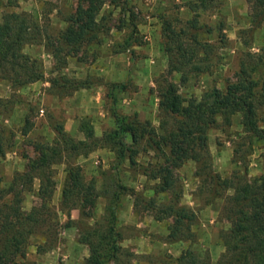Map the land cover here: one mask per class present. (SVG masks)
Returning a JSON list of instances; mask_svg holds the SVG:
<instances>
[{"label":"rangeland","instance_id":"374dc122","mask_svg":"<svg viewBox=\"0 0 264 264\" xmlns=\"http://www.w3.org/2000/svg\"><path fill=\"white\" fill-rule=\"evenodd\" d=\"M194 1L104 0L97 16L104 27L100 41L78 53L77 59L68 58L65 67L57 72L67 79L85 82L88 88L78 89L66 97H56L48 91L47 81L56 73L52 72L53 60L44 45L64 29V20L72 12L75 0H0V21L5 13H23L36 27L35 40L26 44L22 51L38 60L44 77L36 85H26L16 91L10 90L6 82H0V122L14 136L11 147L0 160V185L6 187L16 173L23 172L25 157L34 156L35 143L52 141L54 125H61L69 136L81 140L78 124L85 119L92 125L94 136L100 138L115 127L113 112H116L146 121L158 131L157 83L160 80L176 84L182 97L198 98L211 86L221 89L224 81L232 78L241 53L264 55V26H260L258 32L256 29L249 32L246 1L206 0L204 9L195 8ZM191 22L199 28L198 39L216 49L207 54L208 62L204 64L207 68L200 66L201 71L207 69L209 73L186 69L187 81L180 85L179 73L166 75L164 44L172 43L164 30L182 31L186 23ZM180 40L189 42L184 36ZM113 83L120 86L112 87ZM259 117V125L263 126L264 110ZM238 122V116L231 117L230 125L217 119V124L207 131L212 169L221 177H228L235 169L242 171L243 167L249 177L264 170L262 142L252 140L248 144ZM24 128L28 131L22 136ZM137 150L134 166L126 161L118 164L107 147H97L76 158L84 178L93 182L98 195L91 211L92 218L86 222L91 224L102 215L106 202L102 189L112 190L119 184L127 190L120 192L116 229L121 237L120 246L132 254V264H175L176 257L185 249L207 255L211 263L215 262L222 252L219 233L226 228L218 219L221 201L203 203L204 196H200L198 180L193 176L195 164L192 161H186L175 171L182 190L180 204L196 213V221L191 227L193 241L173 256L167 245L179 241L167 242L170 221L154 220L153 211L147 207V200L152 197L151 187L156 181L141 174V167L149 168L157 160L156 154L144 144ZM236 159L238 162L233 163ZM63 168L61 164L53 167L55 190L51 204L56 208L64 178ZM37 184L34 180L31 191L22 194L21 205L25 211L36 202L33 193ZM157 200L161 201L162 197ZM58 221L57 243L53 249L38 254L34 247L36 239H30L26 259L31 264H83L88 250L77 241L78 212L71 210L68 218L59 214ZM146 242L150 243V253H136L137 248L148 247Z\"/></svg>","mask_w":264,"mask_h":264},{"label":"trees","instance_id":"16d2710c","mask_svg":"<svg viewBox=\"0 0 264 264\" xmlns=\"http://www.w3.org/2000/svg\"><path fill=\"white\" fill-rule=\"evenodd\" d=\"M246 19L250 31L264 24V0H244ZM206 0H195L194 7L205 8ZM104 0H75L72 12L65 18V27L51 42L44 45L52 60L56 76L48 82V91L56 97L69 96L78 89H87L85 82L57 75L68 58H76L89 45L97 44L104 32L101 19H97ZM199 28L186 23L182 31L166 28L164 44L169 76L179 73L180 85L187 81L186 69L198 73L208 61L207 54L216 47L198 39ZM36 27L23 13H5L0 21V82H6L12 91L43 80L37 59L24 53L23 47L34 41ZM184 36L189 42L180 40ZM78 60L79 57H78ZM112 87H117L113 83ZM159 125L140 122L135 117L113 112L115 127L100 138L94 136L92 125L79 121L78 130L83 139L69 136L61 125L52 126L54 137L50 143H35L33 158H27L24 170L16 173L6 187L0 185V264H31L26 259L30 239L35 238L36 253H45L57 243L58 216L69 217L71 210L78 212V243L86 246L88 256L83 264H132V254L120 246L121 237L116 229V210L125 187L117 184L112 190L102 189L106 202L102 215L91 224L95 192L93 182L84 178L76 158L87 155L97 147H107L118 164L126 161L134 166L138 146L146 145L157 160L141 167V174L156 181L151 187L152 197L147 207L156 221L167 219V242H192V225L196 213L180 204L181 187L175 171L186 161L195 164L193 176L198 180L203 203L220 200L218 219L226 224L219 233L222 252L211 263L207 255L185 249L176 257L175 264H264V170L249 177L246 168L233 170L228 177L215 173L207 146V131L220 119L230 125L231 117H239V126L248 144L261 141L264 147V125H259V113L264 110V55L241 53L237 70L223 87L211 86L198 98L182 97L177 85L162 79L157 83ZM28 128L21 131L25 136ZM13 134L0 122V160L13 143ZM237 159L233 163H237ZM63 165L64 178L57 208L51 204L55 190V165ZM139 167V165H136ZM33 193L36 202L25 211L22 194ZM1 183V181H0ZM134 196V193L132 194ZM162 197V200H157Z\"/></svg>","mask_w":264,"mask_h":264},{"label":"crops","instance_id":"0c3cea01","mask_svg":"<svg viewBox=\"0 0 264 264\" xmlns=\"http://www.w3.org/2000/svg\"><path fill=\"white\" fill-rule=\"evenodd\" d=\"M229 2H235V1H240V0H228ZM264 25H261V27H263ZM261 28H257L256 30H255V32H258L259 30H260ZM41 84H42V82H40ZM37 84V82H35V83H32V84H29V86H34V85H36ZM42 86H44V83L42 84ZM73 218V217H72ZM188 244H189V242H179V243H177V244H172V245H167L168 246V248H170L171 250H172V252L173 253H171V254H173V256L174 255H177L181 250H183L184 248H186V247H188ZM146 245L149 247V245H150V243L149 242H146ZM176 247H175V246ZM148 247H146V248H137L136 250H138V251H136V253H138V254H149L150 253V251L149 250H151V248L149 249ZM139 264H146L145 262H139Z\"/></svg>","mask_w":264,"mask_h":264}]
</instances>
